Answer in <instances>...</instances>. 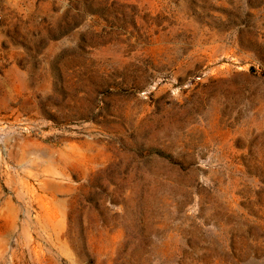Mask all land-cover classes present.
I'll list each match as a JSON object with an SVG mask.
<instances>
[{"label": "rangeland", "instance_id": "1", "mask_svg": "<svg viewBox=\"0 0 264 264\" xmlns=\"http://www.w3.org/2000/svg\"><path fill=\"white\" fill-rule=\"evenodd\" d=\"M0 264H264V0H0Z\"/></svg>", "mask_w": 264, "mask_h": 264}]
</instances>
